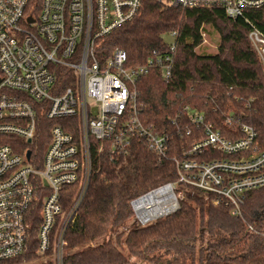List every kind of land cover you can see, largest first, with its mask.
Masks as SVG:
<instances>
[{"label":"built area","instance_id":"obj_1","mask_svg":"<svg viewBox=\"0 0 264 264\" xmlns=\"http://www.w3.org/2000/svg\"><path fill=\"white\" fill-rule=\"evenodd\" d=\"M141 1L0 0V263L26 253L37 226L35 255L63 264L71 253L66 233L100 156H123L136 140L158 162L170 159L177 175L130 201L139 227L175 213L182 187L225 204L233 216L246 193L264 187V150L251 127L242 125L240 138L227 139L185 107L203 135L170 157L168 135L142 124L137 81L152 69L171 79L177 34L165 35L173 43L164 40L165 51L135 66L119 49L101 59L96 44L133 20ZM157 1L182 11L221 10L232 20L264 7V0ZM249 25L248 40L264 69V34ZM68 193L72 203L64 206ZM171 198L174 211L153 217Z\"/></svg>","mask_w":264,"mask_h":264},{"label":"trees","instance_id":"obj_2","mask_svg":"<svg viewBox=\"0 0 264 264\" xmlns=\"http://www.w3.org/2000/svg\"><path fill=\"white\" fill-rule=\"evenodd\" d=\"M245 15L232 20L221 10L182 11L142 0L133 20L96 42L101 59L119 49L135 66L167 49L165 35L177 34L171 79L152 69L137 81L139 119L168 135L170 157L203 135L185 107L227 139L240 138L242 125L251 127L264 150V69L247 37L249 23L264 34V7ZM209 31L218 38L217 51L198 53ZM176 180L170 159L158 162L141 141L118 158L101 155L66 233L71 253L63 264H264V187L246 193L238 216L223 203L213 205L202 191L182 187L175 213L145 227H126L133 218L131 200ZM66 196L63 205L69 206L71 194ZM36 230L26 253L0 264H51L35 255Z\"/></svg>","mask_w":264,"mask_h":264},{"label":"rangeland","instance_id":"obj_3","mask_svg":"<svg viewBox=\"0 0 264 264\" xmlns=\"http://www.w3.org/2000/svg\"><path fill=\"white\" fill-rule=\"evenodd\" d=\"M208 33L209 34L205 33V35L203 37V42H202L201 46L199 47V49H197L198 53L207 54V55H209V54L212 55V54L216 53L218 38L215 36V34L213 32L209 31ZM164 40L167 41L168 43H173V41H174V39L172 37H164ZM176 188L179 189V187H177V186H176ZM133 223L134 222L131 220L130 225H127L126 227L130 228L131 224H133Z\"/></svg>","mask_w":264,"mask_h":264},{"label":"bare ground","instance_id":"obj_4","mask_svg":"<svg viewBox=\"0 0 264 264\" xmlns=\"http://www.w3.org/2000/svg\"><path fill=\"white\" fill-rule=\"evenodd\" d=\"M175 208H176L175 201L173 200V198H171L169 204L164 209H160L152 212V216L158 217L162 214L171 213L172 211H174Z\"/></svg>","mask_w":264,"mask_h":264},{"label":"water","instance_id":"obj_5","mask_svg":"<svg viewBox=\"0 0 264 264\" xmlns=\"http://www.w3.org/2000/svg\"><path fill=\"white\" fill-rule=\"evenodd\" d=\"M27 156H29V154Z\"/></svg>","mask_w":264,"mask_h":264}]
</instances>
